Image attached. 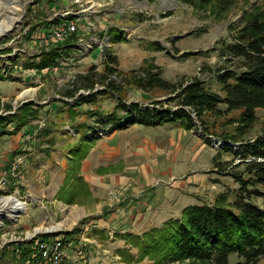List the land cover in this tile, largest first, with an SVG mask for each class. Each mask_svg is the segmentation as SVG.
<instances>
[{
    "label": "rangeland",
    "instance_id": "1",
    "mask_svg": "<svg viewBox=\"0 0 264 264\" xmlns=\"http://www.w3.org/2000/svg\"><path fill=\"white\" fill-rule=\"evenodd\" d=\"M263 4L264 0H0V67L6 71V79L0 81V115L12 116V121L8 119L3 126L8 134L0 136V167L10 168L17 157L21 158L14 173L0 176V199L13 197L25 202L15 215L10 212L11 201L0 203V264H37V240L51 241L53 237L61 239L64 249L57 264H152L151 259L139 257L138 249L120 236L131 233L119 220L125 217H119L116 211L121 209L125 194L109 186L93 190L99 196L93 199L81 190L76 194L78 183L73 179L79 175L81 164L87 182L89 176L108 170L97 167L109 158H114L115 167L123 166V159L116 160L120 158L118 150L103 141L105 135L95 136L82 147L78 145L82 134L93 135L96 119L105 115L102 112L111 100L122 97L128 104H151L163 100L166 92H143L123 77L115 79L120 92L98 95L91 104H76V96L65 93L84 84L78 76L85 75L90 65L96 66V84L89 92L105 88L106 82L98 81L101 75H107L99 49L104 51L109 46L123 76L152 60L165 79L199 76L210 89L219 91L213 73L202 70L207 65L222 66V59L217 52L206 51L220 46L217 41L230 40L229 27L240 19L244 9ZM69 21L76 24V31L64 41L52 39L53 28ZM112 29L124 32L126 41L112 47L107 36ZM53 49L59 54L57 63L37 69L42 54ZM187 52L192 54L183 56ZM86 92L81 88L76 95ZM235 115L231 112L228 116ZM256 115L257 121L248 134L251 138L264 128V110L257 109ZM85 116L90 120L87 123ZM209 121L214 122V138L224 130H234L224 117H211ZM192 131L184 140L190 149L182 146L179 136L173 141L156 136L158 146L164 140L168 144L165 152L158 150L149 155L152 169L173 177L160 179L155 187L171 189L186 176L196 174L205 176V180L192 183L198 188L190 194L185 191L188 197L198 198L199 204H211L216 194L224 192L228 201L233 200L238 185L229 175L214 173L216 148ZM90 146L94 147L93 153L79 161L82 149L88 152ZM130 157L132 166L138 157ZM220 159L231 160V156L224 153ZM76 163H80L78 172L74 171ZM166 197L173 199L172 195ZM253 202L264 209V198H254ZM161 219L147 226L160 227ZM121 252L127 253L124 256ZM238 261L241 259L235 253L229 255L228 264ZM256 264H264V255Z\"/></svg>",
    "mask_w": 264,
    "mask_h": 264
},
{
    "label": "trees",
    "instance_id": "2",
    "mask_svg": "<svg viewBox=\"0 0 264 264\" xmlns=\"http://www.w3.org/2000/svg\"><path fill=\"white\" fill-rule=\"evenodd\" d=\"M229 28L230 40L217 41L220 46L206 51L217 52L222 66L207 65L202 70L213 73L219 91L210 89L199 76L175 81L165 79L161 68L152 60H146L139 68L123 76L118 72L117 57L109 46L102 51L107 75H101L98 80L106 82L105 88L76 95L81 88L94 90L96 66L90 65L85 75L78 76L84 84L65 93L76 96V104L92 103L97 95L120 92L121 86L115 83V79L122 80L123 77L143 92H166L163 100H154L151 104H128L122 97H117L114 111L96 119L98 128L91 129V136L82 134L79 147L92 142L95 136L136 123L146 126L172 123L186 130L192 129L211 146L215 139L219 140L212 159L214 172L229 175L238 185L233 200L228 201L224 192L218 193L211 204L188 205L182 209L179 218L168 219L160 227L150 228L141 234H120L131 247L138 249L139 257L151 259L152 264L175 261L228 264L232 253L241 259L235 264H256L264 255V209L253 202L254 198H264V128L254 137H248L257 121L256 110H264V4L244 9L240 19ZM107 36L110 44L126 41L124 32L120 30H109ZM57 53L56 49L43 53L37 69L56 64ZM200 53L196 51L195 54ZM191 54L187 52L183 56ZM4 79L6 71L0 67V81ZM119 110L124 113L119 115ZM231 112L236 115L228 116ZM8 117L0 115V136L8 134L3 127L12 116ZM211 117H224L225 123L233 125L234 130H224L214 138L211 136L214 124L209 121ZM86 151L82 149L79 161ZM224 153L229 154L231 160H221ZM79 164L76 163L74 171L78 172ZM239 167L241 169H237ZM75 177L73 180L78 183L74 188L76 194L79 190L90 193L83 179ZM80 185L81 189L78 188ZM126 253L121 252L124 256Z\"/></svg>",
    "mask_w": 264,
    "mask_h": 264
},
{
    "label": "crops",
    "instance_id": "3",
    "mask_svg": "<svg viewBox=\"0 0 264 264\" xmlns=\"http://www.w3.org/2000/svg\"><path fill=\"white\" fill-rule=\"evenodd\" d=\"M116 44L119 43H111V46L115 47ZM94 49L97 48L95 47ZM100 52L102 55V50L99 49V53ZM133 69L136 68H132L131 70ZM105 95L107 94L99 96ZM115 105L116 101L111 100V103L107 106V109L102 113L108 114L114 111ZM117 113L122 115L124 112L119 110ZM89 118L92 119L91 116ZM88 120V117L86 118L85 116L84 121L87 123ZM191 133H193L192 129L186 130L172 123H166L158 126H146L136 123L126 128L113 130L105 135V140L103 141L107 142L108 144L110 143V145H112L115 150H118L117 152L120 153L118 157L120 158H117L116 160L120 161L123 159V166L120 165L115 167L116 164H114V158H109L107 162L102 163L97 167L98 169H101V167L108 168V170L100 171V173L97 172L95 177L89 176L91 180L90 182H87V175L83 176L81 173L83 171L81 164L78 176H80L88 186L93 199L99 198L97 194L93 193V190L95 189H107L109 186L113 188L116 187L118 190L120 189L122 194H125V196L123 197L124 201L122 200L121 202V209H117L116 211L119 212V217H125V219L119 220H121L122 223L126 225L127 232L141 234L142 232L148 230L151 226L149 227L147 225H153L157 221V218L162 217L161 223L168 219L179 218L184 207L188 205L199 204L200 202V200H198L196 197H188L187 192L185 191H188V194L196 191L198 187H194L192 183H198L196 180L199 179L205 180V176L191 174L186 176L182 181L178 182L174 188L167 189L164 187L159 189L155 187L156 182L160 179L167 178L168 174L171 173H155L154 169H152V163L149 156L153 151L161 150L162 152H165V147L168 144L167 140L173 141L175 136H179L182 146L184 145L187 149H190L188 144H185L184 140H186V138H188ZM158 135L162 136V139H167L164 140L163 145L159 144L158 146V143L156 144V142H158L156 140V136ZM93 151L94 147L90 146L88 152H85L84 157H86L88 154L87 158H89ZM108 151L105 152L109 153ZM131 154L138 157L137 161L132 166L130 165L131 162L128 161L131 159ZM90 158H93V156ZM212 170L214 171V167ZM185 175H179L178 177H183ZM171 177L173 176L171 175ZM128 194L131 196H128ZM171 195L173 196L172 200L166 197ZM127 218L130 221H128ZM130 223L132 224L131 226ZM144 225H146L145 228H143ZM121 226L123 228V225Z\"/></svg>",
    "mask_w": 264,
    "mask_h": 264
},
{
    "label": "built area",
    "instance_id": "4",
    "mask_svg": "<svg viewBox=\"0 0 264 264\" xmlns=\"http://www.w3.org/2000/svg\"><path fill=\"white\" fill-rule=\"evenodd\" d=\"M76 27V24L72 21L60 23L55 28H53L51 37L55 41H64L68 35L73 34L76 31ZM89 91L90 90L87 89V92L84 94L89 93ZM219 143V140L215 139L212 142V147L217 148ZM20 162L21 158L17 157L10 164V168L5 166L0 167V176L5 177L8 173H14L18 169ZM36 244L40 254V260L37 262V264H48V262L57 264L62 259L64 249L62 241L59 237H53L51 241L41 238L37 240Z\"/></svg>",
    "mask_w": 264,
    "mask_h": 264
},
{
    "label": "bare ground",
    "instance_id": "5",
    "mask_svg": "<svg viewBox=\"0 0 264 264\" xmlns=\"http://www.w3.org/2000/svg\"><path fill=\"white\" fill-rule=\"evenodd\" d=\"M10 201L13 204V206L11 207V211H10L12 215H15L20 209H22L24 206V203H25V202L24 203L21 202L20 200H16L13 197H8L5 200L0 199V203H7L8 204V202H9V204H10Z\"/></svg>",
    "mask_w": 264,
    "mask_h": 264
}]
</instances>
